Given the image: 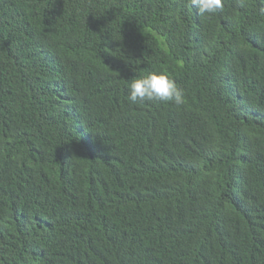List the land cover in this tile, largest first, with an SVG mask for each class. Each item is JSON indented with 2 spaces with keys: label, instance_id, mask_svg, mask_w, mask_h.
<instances>
[{
  "label": "trees",
  "instance_id": "obj_1",
  "mask_svg": "<svg viewBox=\"0 0 264 264\" xmlns=\"http://www.w3.org/2000/svg\"><path fill=\"white\" fill-rule=\"evenodd\" d=\"M0 264H264V0H0Z\"/></svg>",
  "mask_w": 264,
  "mask_h": 264
},
{
  "label": "clouds",
  "instance_id": "obj_2",
  "mask_svg": "<svg viewBox=\"0 0 264 264\" xmlns=\"http://www.w3.org/2000/svg\"><path fill=\"white\" fill-rule=\"evenodd\" d=\"M189 3L201 15L211 16L223 9V0H189ZM128 92L127 98L132 104L155 101L180 106L185 103L184 89L163 70L151 71L146 75L131 79ZM127 179L130 183L134 180L141 181L137 174L127 171L123 165L113 164L112 171L109 172L101 187L107 193L110 189H117L122 184L126 185ZM112 194L115 195L116 191Z\"/></svg>",
  "mask_w": 264,
  "mask_h": 264
}]
</instances>
